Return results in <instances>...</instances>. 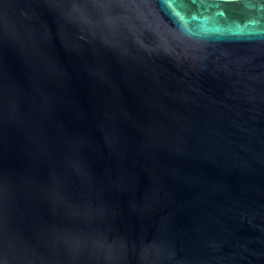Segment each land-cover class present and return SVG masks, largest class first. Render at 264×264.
I'll list each match as a JSON object with an SVG mask.
<instances>
[{"label": "water", "instance_id": "95a60500", "mask_svg": "<svg viewBox=\"0 0 264 264\" xmlns=\"http://www.w3.org/2000/svg\"><path fill=\"white\" fill-rule=\"evenodd\" d=\"M0 264H264V0H0Z\"/></svg>", "mask_w": 264, "mask_h": 264}]
</instances>
